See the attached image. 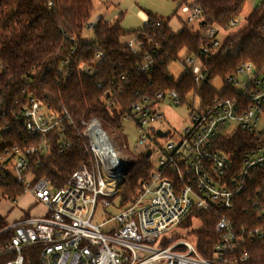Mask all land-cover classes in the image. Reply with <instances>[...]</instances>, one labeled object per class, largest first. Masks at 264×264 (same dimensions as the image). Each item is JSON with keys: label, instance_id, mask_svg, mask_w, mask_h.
<instances>
[{"label": "built area", "instance_id": "obj_1", "mask_svg": "<svg viewBox=\"0 0 264 264\" xmlns=\"http://www.w3.org/2000/svg\"><path fill=\"white\" fill-rule=\"evenodd\" d=\"M180 9L188 23L201 19L200 6L186 4ZM150 24L148 19L143 27ZM160 24L157 20L156 26ZM218 33L217 28H208L199 55L187 56V63L191 64L188 70L197 85L206 82L201 61L221 45ZM125 46L138 55L145 43L130 36ZM153 57L157 55L145 51L140 72L154 65ZM104 58V53L97 52L91 64L83 65L82 70L93 75ZM224 83L226 87L242 86V99L220 96L209 104L201 101L200 107L192 111L191 123L183 130L181 139L169 140L165 146L156 139L157 130L161 129H156L155 124L163 118L158 104L168 98L173 104L182 105L175 90L160 91L153 99L143 97L124 108L115 104L113 98L108 100V107H117L121 119V125L115 127L133 123L138 135L136 149L151 151V171L133 202L121 206L119 201L116 216L102 224L93 223L96 208L114 205L124 176L122 158L102 120L94 116L78 124L65 107L55 112L42 101L30 99L14 116L23 136L44 139L54 131L65 133L71 127L84 145L90 167L80 166L63 188L56 189L49 180L34 183L35 178L27 173L29 158L39 148L46 151L47 143L13 148L11 177L24 187L25 194L33 195L48 211L45 216L10 223L5 231L12 230L13 236L0 246V264H25L24 251L29 248L38 250L40 264H253L249 245L264 240V145L232 155L222 150L219 142L238 131L256 136L264 131L259 128L264 116V75H258L252 64H245L236 77H228ZM44 106L48 113L43 111ZM8 129L7 126L4 131ZM164 132L169 135V131ZM61 145L63 152L70 147L71 140L62 135ZM4 160L0 154V163ZM1 167L2 171L9 169ZM205 214L216 221L217 241L211 257L199 252L196 240L167 238L175 227H183L193 236V228L199 227V216ZM114 221V228L103 230ZM186 221L193 225L182 226Z\"/></svg>", "mask_w": 264, "mask_h": 264}, {"label": "trees", "instance_id": "obj_2", "mask_svg": "<svg viewBox=\"0 0 264 264\" xmlns=\"http://www.w3.org/2000/svg\"><path fill=\"white\" fill-rule=\"evenodd\" d=\"M175 1L179 8L191 4V0ZM246 1L194 0L192 4L202 9L201 19L196 22L198 29L179 18L181 29L173 32L170 20H160V26H156L158 19L149 15V26L127 32L120 22L109 23L102 17L90 27L94 0H0V154L5 159L0 163V199L19 200L26 195L24 187L10 174L13 166L10 155L15 146L47 143L46 151L39 148L29 158L27 173L35 178L34 183L49 180L56 189H61L80 166L90 167L84 145L71 127L65 133L54 131L44 139L23 136L14 116L30 99L42 101L55 112L65 107L78 124L82 119L97 116L112 125H121V119L117 107H108L110 98L122 108L143 97L153 99L160 91L172 90L180 95L182 103L190 93L198 96L203 104L220 96L242 99L232 86L218 94L209 83L216 78L225 82L228 77H236L245 64H252L258 75H264V1L252 10L245 27L230 33L217 50L201 61L206 82L197 85L187 70L175 83L169 67L182 51L199 55L208 28L215 27L221 32L234 27L232 23H236ZM86 28L93 31L91 42L83 39ZM127 35L145 43L138 55L122 43ZM145 51L157 57H153L154 65L148 71L140 72L138 68L144 63ZM97 52L104 53L105 58L93 75H87L82 66L90 65ZM124 75L126 79L122 80ZM7 126L9 129L5 132ZM62 135L71 140L70 147L63 152ZM256 145H264V131L259 136L238 131L219 142L220 148L232 155ZM135 157L136 161L131 162L122 159L124 176L115 196L121 206L133 202L138 189L150 176L147 153L140 151ZM1 166L9 169L2 171ZM33 206L20 219L36 217L30 214ZM198 222L199 227L192 230L193 240L203 256L211 257L217 241L216 221L205 214L199 216ZM9 225L7 217L0 215V246L13 236L12 230L5 231ZM191 225L193 222L186 221L182 226ZM24 253L25 264H40L38 250L29 248ZM249 254L255 264H264V240L251 243Z\"/></svg>", "mask_w": 264, "mask_h": 264}, {"label": "rangeland", "instance_id": "obj_3", "mask_svg": "<svg viewBox=\"0 0 264 264\" xmlns=\"http://www.w3.org/2000/svg\"><path fill=\"white\" fill-rule=\"evenodd\" d=\"M264 0H247L241 15L236 21V26L231 27L228 31H221L218 33V38L224 41L225 38L232 32L240 30L247 25V18L252 10L258 7ZM194 0H191L192 4ZM149 15H153L158 20H170L169 26L173 32H178L181 29L179 18L187 22V16L179 8V3L175 0H94L93 20L102 17L106 22L114 23L120 22V26L127 32L136 31L143 28V25L149 19ZM190 27L198 29L197 23H189ZM130 38V35L122 38V43L125 44ZM85 41L91 42L94 40L93 31L91 28H86L83 34ZM187 51H182L179 54L178 60L171 63L169 67L170 76L175 83H178L186 71L191 67L190 63H187ZM242 81V80H241ZM210 87L214 89L218 94H222L227 86L220 78H216L209 83ZM234 88L240 92L243 87ZM201 105V99L190 93L186 96V100L182 105L173 104L168 98L161 101L158 104V110L163 115L160 122L155 124L156 129L169 131L167 137H158L157 143L161 146H165L169 140L179 141L183 130L191 123V113L194 109H198ZM43 111L49 112V109L44 106ZM102 125L106 131L109 139L114 145L117 152L120 154L124 161L131 162L136 161V155L143 149H136L138 145V135L135 130L134 124L126 122L120 128L115 127L111 123H107L102 120ZM260 130L264 129V116L261 117ZM154 148V146H153ZM155 155L153 159H155ZM56 189H52L54 192ZM35 197L33 198L29 194L24 195L19 200H1L0 199V215L7 217V221L12 222L19 216H21V210H28L33 208L30 212L31 216H42L47 208L40 202L35 205ZM114 205L109 208H103L98 206L93 217L94 224H102L107 220L116 216L118 212L119 200H115ZM116 225L115 221L106 225L105 229H112ZM172 237L176 240H189L193 239L192 235L187 234V230L183 227L172 228L167 233V238ZM156 248V246H154ZM255 264V262H253ZM257 264V262H256Z\"/></svg>", "mask_w": 264, "mask_h": 264}, {"label": "water", "instance_id": "obj_4", "mask_svg": "<svg viewBox=\"0 0 264 264\" xmlns=\"http://www.w3.org/2000/svg\"><path fill=\"white\" fill-rule=\"evenodd\" d=\"M157 135H158L159 137H166V136L168 135V132H164V131H162V130H157ZM150 155H151V151H148V152H147V157L149 158Z\"/></svg>", "mask_w": 264, "mask_h": 264}, {"label": "crops", "instance_id": "obj_5", "mask_svg": "<svg viewBox=\"0 0 264 264\" xmlns=\"http://www.w3.org/2000/svg\"><path fill=\"white\" fill-rule=\"evenodd\" d=\"M99 17H100V16H99ZM30 196H32V197L34 198V196H33V195H30ZM35 202H36V201H35ZM45 207H46V206H45ZM30 208H31V207H30ZM30 208H29V209H30ZM46 208H47V207H46ZM29 209H28V210H29ZM21 211H22V213H21V216H19L18 218H16V219H15V220H13L12 222H9V221H8V222H9V223H13V222H14V221H16V220H19V219L22 217V215H23V212H24V211H26V210H21ZM47 211H48V209L45 211V213H44L42 216H45V215H46V213H47Z\"/></svg>", "mask_w": 264, "mask_h": 264}]
</instances>
